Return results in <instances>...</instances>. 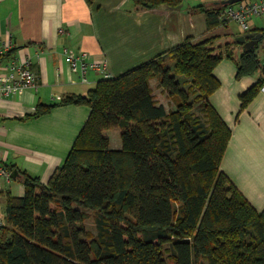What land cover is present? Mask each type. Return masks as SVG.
<instances>
[{"label": "trees", "instance_id": "obj_1", "mask_svg": "<svg viewBox=\"0 0 264 264\" xmlns=\"http://www.w3.org/2000/svg\"><path fill=\"white\" fill-rule=\"evenodd\" d=\"M182 2L132 0L136 11L177 10ZM224 8L193 10L204 14L211 32L228 22ZM248 33L262 37L237 58L235 42L186 39L102 78L86 96L37 105L33 118L67 106L90 113L46 184L5 166L24 193L6 196L0 264H264V209L256 211L220 170L231 131L209 101L219 87L213 71L223 60L235 63L237 79L261 74L239 97L240 111L264 85L257 53L264 30ZM154 79L170 109L155 100ZM110 130H118L119 149L110 146ZM90 218L95 233L85 228Z\"/></svg>", "mask_w": 264, "mask_h": 264}, {"label": "crops", "instance_id": "obj_2", "mask_svg": "<svg viewBox=\"0 0 264 264\" xmlns=\"http://www.w3.org/2000/svg\"><path fill=\"white\" fill-rule=\"evenodd\" d=\"M222 1L183 0L177 10L136 11L132 0H0V39L12 40V56L28 59L36 76V87L0 103V164L46 184L73 147L89 116L87 107H57L48 115L32 117L37 105H54L70 95L86 96L103 78L87 69L82 82L81 75L71 71L65 49L86 54L87 62L104 61L105 73L117 77L186 39L197 43L217 37L216 45L231 43L227 41L230 36L235 40L246 33L239 27L238 33L227 30L228 22L208 32L204 14L193 10ZM249 29L264 27L250 23ZM261 49L263 63L264 45ZM244 50L243 44H237L235 58ZM213 76L219 87L209 101L231 131L220 170L260 212L264 209V95L258 93L243 111L239 97L261 75L237 79L235 63L223 60ZM150 88L153 96L158 94L167 102L156 79L150 81ZM118 144L111 148L119 149ZM23 193L15 175L11 174L9 182L0 179V220L6 196Z\"/></svg>", "mask_w": 264, "mask_h": 264}, {"label": "built area", "instance_id": "obj_3", "mask_svg": "<svg viewBox=\"0 0 264 264\" xmlns=\"http://www.w3.org/2000/svg\"><path fill=\"white\" fill-rule=\"evenodd\" d=\"M264 15V0H243L233 5H228L222 12V18L237 23L242 32H249V22L253 18ZM14 43L11 39H0V103L14 95L36 87V76L30 68L28 59H18L12 55H7L13 51ZM64 56L72 72L81 75L82 82H85L87 69L98 71L103 78H110L106 74V63L104 61L87 62L86 54H76L67 49ZM264 71V62L262 63ZM259 93L264 95V85ZM0 179L6 182L11 180V173L0 164Z\"/></svg>", "mask_w": 264, "mask_h": 264}, {"label": "rangeland", "instance_id": "obj_4", "mask_svg": "<svg viewBox=\"0 0 264 264\" xmlns=\"http://www.w3.org/2000/svg\"><path fill=\"white\" fill-rule=\"evenodd\" d=\"M250 23H252L253 25H255L257 28H263L264 27V15L262 16V17H260V18H254V19H252L250 22H249V24ZM239 26L237 25V23L236 22H234V21H228V23H227V30H232V31H234L235 33H238L239 32V28H238ZM228 42H233V41H235L234 39H233V37H229L228 38V40H227ZM225 43V42H224ZM223 44V43H222ZM263 45H264V39L262 40V42L259 44V46H258V49H257V52L259 51V54H260V51L262 50L261 48L263 47ZM260 60H262V56H261V54H260ZM261 63H262V61H261ZM169 67L170 68H172V65L170 64L169 65ZM255 75H261L260 74V72H258V73H256ZM180 79H183V78H180ZM156 93V92H155ZM158 93V92H157ZM154 97H155V100L157 101V103L159 104H164L163 106H165L167 109H170L171 107H173V105L172 104H170V100L167 98V102L165 103V101L163 100V97H160L158 94H155L154 95ZM118 132V130H110V131H108V132H106V136H108V137H110V136H112V137H110L111 138V147H114V145H117V143H119L120 144V141H119V136L117 135V134H119V133H117ZM116 134V136L114 137V135ZM118 144V145H119ZM84 225H85V228L88 230V231H90L91 233H95V230H94V222H93V220H92V218H90V219H87L85 222H84ZM167 264H171V262L168 260V263Z\"/></svg>", "mask_w": 264, "mask_h": 264}, {"label": "water", "instance_id": "obj_5", "mask_svg": "<svg viewBox=\"0 0 264 264\" xmlns=\"http://www.w3.org/2000/svg\"><path fill=\"white\" fill-rule=\"evenodd\" d=\"M243 0H224L221 2V5L228 6L235 3L241 2ZM262 35L260 33H247L245 35L239 36L235 39L237 44H243L245 48L252 49L254 46L258 45V41L261 39Z\"/></svg>", "mask_w": 264, "mask_h": 264}]
</instances>
